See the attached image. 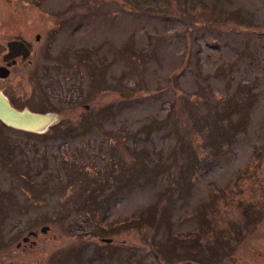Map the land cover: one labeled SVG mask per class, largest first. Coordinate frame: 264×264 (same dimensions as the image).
Returning a JSON list of instances; mask_svg holds the SVG:
<instances>
[{"label": "rangeland", "instance_id": "obj_1", "mask_svg": "<svg viewBox=\"0 0 264 264\" xmlns=\"http://www.w3.org/2000/svg\"><path fill=\"white\" fill-rule=\"evenodd\" d=\"M23 35L0 264H264V0H0Z\"/></svg>", "mask_w": 264, "mask_h": 264}, {"label": "water", "instance_id": "obj_2", "mask_svg": "<svg viewBox=\"0 0 264 264\" xmlns=\"http://www.w3.org/2000/svg\"><path fill=\"white\" fill-rule=\"evenodd\" d=\"M7 47L8 52L5 55V59L14 58V55H17V53L15 52L16 50H21L22 52L18 51V53L22 54L24 57L29 54L26 47L19 42H10L8 43ZM6 71L7 70H5L4 68H0L1 79H4L8 76V72ZM50 120H52V116H50L49 114H37L26 109L22 111L16 110L9 104L6 96L3 95L0 91V121L6 126L28 132H38V130L44 132L47 128H49L48 125ZM47 229V227H42L41 232L44 233ZM31 235L36 236V233H29L27 237L23 238V242H26ZM102 241L105 243H111V240Z\"/></svg>", "mask_w": 264, "mask_h": 264}, {"label": "flooded vegetation", "instance_id": "obj_3", "mask_svg": "<svg viewBox=\"0 0 264 264\" xmlns=\"http://www.w3.org/2000/svg\"><path fill=\"white\" fill-rule=\"evenodd\" d=\"M4 35V34H3ZM2 35V36H3ZM5 36H8V34L4 35ZM29 36L26 35V36H18V37H13V38H3L1 39L0 41V46H2V52L0 51V68H4L5 70H7L6 72H8V76L6 78H8L11 74H12V70L16 67H20L21 65H25V63L27 62L25 60V57L22 55V54H19V52H22L21 50H16L15 52L17 53V55H14L15 57L14 58H6L5 59V55L7 54L8 52V43L10 42H19L21 43L23 46L26 47V49L28 50L29 54L31 55V52L33 50V47H32V44L29 40ZM39 37L38 36H35L34 40L35 41H38ZM15 53V54H16ZM10 56H13V55H10ZM28 57V55L26 56ZM5 78V79H6ZM5 79H0L1 81L5 80ZM0 91L2 92L3 95L6 96V98L8 99L9 101V104L12 106V107H15L13 105V103L11 102L9 96L6 94L5 90H1ZM16 108V107H15ZM27 109H29L28 107H26ZM17 109V108H16ZM22 109V108H21ZM31 111V110H30ZM34 238L37 237V236H33ZM33 237H30V238H33ZM27 240V242H24L23 244H29L31 243V240ZM33 243V242H32ZM20 246V243L17 244V247Z\"/></svg>", "mask_w": 264, "mask_h": 264}, {"label": "trees", "instance_id": "obj_4", "mask_svg": "<svg viewBox=\"0 0 264 264\" xmlns=\"http://www.w3.org/2000/svg\"><path fill=\"white\" fill-rule=\"evenodd\" d=\"M60 127H62V125L60 126ZM51 129V128H50ZM49 131V129L45 132V134L47 133ZM133 228V227H132Z\"/></svg>", "mask_w": 264, "mask_h": 264}]
</instances>
